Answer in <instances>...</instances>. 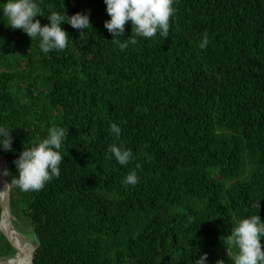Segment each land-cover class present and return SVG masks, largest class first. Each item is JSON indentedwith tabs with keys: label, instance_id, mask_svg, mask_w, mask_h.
<instances>
[{
	"label": "trees",
	"instance_id": "1",
	"mask_svg": "<svg viewBox=\"0 0 264 264\" xmlns=\"http://www.w3.org/2000/svg\"><path fill=\"white\" fill-rule=\"evenodd\" d=\"M38 2L45 15L90 10L92 28L63 25L68 47L43 53L0 11V124L15 128V152L0 153L12 224L40 244L33 264H193L203 253L231 264L226 237L255 201L264 221V0H175L168 38L123 51L103 0ZM56 126L67 133L59 177L20 191L13 161ZM112 143L132 150L127 166L109 158ZM16 254L0 230V259Z\"/></svg>",
	"mask_w": 264,
	"mask_h": 264
},
{
	"label": "clouds",
	"instance_id": "2",
	"mask_svg": "<svg viewBox=\"0 0 264 264\" xmlns=\"http://www.w3.org/2000/svg\"><path fill=\"white\" fill-rule=\"evenodd\" d=\"M106 5V12L110 19L104 22V28L112 35L111 40L121 51L129 45H136L137 38L149 39L159 34L166 39L169 35L170 18L175 13V0H103ZM0 11L8 21V26L13 29H20L26 33L31 40L38 39L39 48L43 53L59 52L68 47L70 36L64 30L63 25L68 24L83 35L91 27L90 10L77 12L71 16L66 11L61 14L58 11L49 9L45 15L38 0H6L0 3ZM47 24L42 25L37 17H45ZM131 22V33L125 38V25ZM209 38L205 34L198 47L205 49ZM11 128L0 124V151L5 153L15 152L13 148V136ZM110 134L119 137L121 128L113 123L109 128ZM67 133L63 127H51L47 136L38 140L31 147L19 152L13 161L18 176L11 179L20 191H39L45 184L60 175V164L62 155L60 149L64 144ZM109 158L114 159L119 165L127 166L134 155L131 149L122 144L112 143L108 145ZM137 168L140 165H136ZM0 175H8L5 170ZM123 183L125 185H136L138 176L136 171H130ZM259 201H255L252 207L256 214L239 219L230 235L226 237V243L235 251L228 256L231 264H264V221L258 214ZM32 244V243H31ZM36 246V244H35ZM208 254L199 255L194 259L193 264H207ZM215 264H225V261L218 259Z\"/></svg>",
	"mask_w": 264,
	"mask_h": 264
},
{
	"label": "water",
	"instance_id": "3",
	"mask_svg": "<svg viewBox=\"0 0 264 264\" xmlns=\"http://www.w3.org/2000/svg\"><path fill=\"white\" fill-rule=\"evenodd\" d=\"M5 170L8 172L7 160L4 157V155L0 153V173H3ZM4 184L9 186V183L7 181V176L0 175V205L2 208L0 230L4 234V236L8 239V241L11 243V245L14 247V249L17 251V253H19V252L30 253L29 264H33L34 259H35V253H36L38 247L40 246V244L38 243L36 246L33 244H29V243H26L25 245L20 244L12 236V234L10 232V228H9V230H6V231L2 230V226L4 224L6 225V223L8 224L7 226H9V227L11 226V224H10L11 223V217H13L12 212H11L10 203L6 202V200L2 196L3 195L2 190H3ZM8 199L10 201V195L8 196ZM1 261H2V259H0V264H1Z\"/></svg>",
	"mask_w": 264,
	"mask_h": 264
},
{
	"label": "bare ground",
	"instance_id": "4",
	"mask_svg": "<svg viewBox=\"0 0 264 264\" xmlns=\"http://www.w3.org/2000/svg\"><path fill=\"white\" fill-rule=\"evenodd\" d=\"M3 197L4 199L6 200V202L10 203L9 199H8V196L10 195V187L7 186L6 184H4L3 186ZM13 214V213H12ZM14 218V217H13ZM11 217V226H7L8 224L6 223V225L4 224L3 227L6 230H9L10 228V232L12 234V236L20 243V244H23L25 245L26 242L28 241V236H23V235H20L19 232H17V230L15 229L14 225L12 224L13 223V219ZM17 219V218H16ZM26 241V242H25ZM31 244V242L29 243ZM30 253H17L15 257L13 258H7V259H4L1 261V264H27L29 261H30V257H29ZM18 260H22V261H18Z\"/></svg>",
	"mask_w": 264,
	"mask_h": 264
},
{
	"label": "rangeland",
	"instance_id": "5",
	"mask_svg": "<svg viewBox=\"0 0 264 264\" xmlns=\"http://www.w3.org/2000/svg\"><path fill=\"white\" fill-rule=\"evenodd\" d=\"M13 218V217H12ZM13 220V219H12ZM21 224L23 225V223L21 222ZM22 235V234H20ZM24 236V235H23ZM28 239L30 240V242L35 245L36 244V240H35V237L34 236H28ZM26 242V241H25ZM4 260V259H2Z\"/></svg>",
	"mask_w": 264,
	"mask_h": 264
}]
</instances>
